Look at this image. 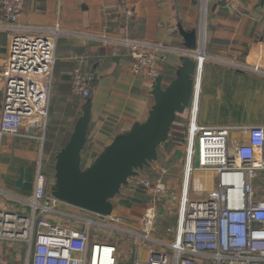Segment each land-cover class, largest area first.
Masks as SVG:
<instances>
[{
  "label": "crops",
  "instance_id": "1",
  "mask_svg": "<svg viewBox=\"0 0 264 264\" xmlns=\"http://www.w3.org/2000/svg\"><path fill=\"white\" fill-rule=\"evenodd\" d=\"M203 5L204 0H25L16 23L17 31L37 33L54 27L61 30L56 43L46 131L47 139L52 143L46 148L48 159L68 140L86 100L72 92L74 70L79 68L91 77L90 120L81 152L87 167L117 135L132 124L143 122L153 104L149 80L134 73L127 48L116 40L126 37L171 48L161 63L163 82L168 83L166 78L175 77L182 64L181 58L188 51L178 32L179 25L186 31H197L198 46L203 45L208 55L197 76V122L204 126L264 125V77L229 65L250 64L264 68V0H208L202 16ZM11 37L12 31L6 28L0 0V109L2 67ZM179 118L173 124L185 126L188 117ZM40 134L39 130L31 133L23 127L18 135L0 136L1 210L22 215L31 213L26 201L33 196L40 169L39 158L46 147V138L41 141ZM175 146L174 157L179 162L182 176L183 153ZM20 169L22 182L17 185ZM46 175L49 177V173ZM146 178L169 181L179 197L182 178L173 183L165 169L153 178ZM121 200H129L130 205H123ZM149 201L145 189L134 187L123 197L113 200V213L123 218L126 229L139 232ZM166 202L159 199L156 203V237H163L164 229L175 225L176 211L169 214L164 209ZM177 206L178 202L174 205L175 210ZM62 208L73 215H87L72 206ZM66 220L62 223H67ZM76 226L83 228L84 225L77 223ZM99 235L93 234V237L106 239ZM110 240L116 244L114 239ZM26 248L23 242L0 240V264H26ZM143 254L145 256L144 251Z\"/></svg>",
  "mask_w": 264,
  "mask_h": 264
},
{
  "label": "built area",
  "instance_id": "2",
  "mask_svg": "<svg viewBox=\"0 0 264 264\" xmlns=\"http://www.w3.org/2000/svg\"><path fill=\"white\" fill-rule=\"evenodd\" d=\"M207 1L204 0L203 15ZM24 3L25 0H1L3 18L12 37L2 67L0 136L18 135L21 121L27 120L31 125L40 124L36 130L41 131L39 138L43 141L61 30L54 27L37 33L17 31ZM116 42L127 48L134 73L151 85L172 50L126 37ZM186 55L201 64L208 59L203 45L195 52L186 51ZM229 65L264 77L260 65ZM200 70L198 67L194 78V95L183 113L188 121L185 126L175 125L182 128L181 141L176 144L183 153L179 197L169 181L134 177H139L135 186L142 185L150 197L141 231L126 229L123 218L115 213L99 216L78 208L88 216L66 212L62 207L70 205L51 194L54 178L39 169L33 196L26 201L31 213L0 209V240L25 243L26 264H117L116 244L93 237L94 228L99 226L130 235L137 245L146 244L144 264H264V199L257 200L254 194V181L264 172V125H200L196 120ZM90 81V76L75 69L71 75L72 92L87 98ZM159 199L167 200L164 209L169 214L176 211L175 225L167 226L163 237L154 236L158 231ZM50 217L72 223L55 222ZM77 223H83V228H78Z\"/></svg>",
  "mask_w": 264,
  "mask_h": 264
},
{
  "label": "water",
  "instance_id": "3",
  "mask_svg": "<svg viewBox=\"0 0 264 264\" xmlns=\"http://www.w3.org/2000/svg\"><path fill=\"white\" fill-rule=\"evenodd\" d=\"M178 32L188 51L197 49L199 36L196 30L186 31L180 25ZM176 75L168 83L158 74L149 90L153 104L143 122L134 123L117 135L87 167H82L81 152L86 143L90 120L89 96L82 105L80 116L66 143L56 152L54 183L51 194L62 203L99 216L115 211L113 200L129 179L139 175L157 159L160 145L169 146L170 129L177 115L189 107L194 95V78L202 64L192 56L184 55ZM90 94V91H89ZM39 123L27 125L33 133ZM22 182V169L17 185Z\"/></svg>",
  "mask_w": 264,
  "mask_h": 264
},
{
  "label": "rangeland",
  "instance_id": "4",
  "mask_svg": "<svg viewBox=\"0 0 264 264\" xmlns=\"http://www.w3.org/2000/svg\"><path fill=\"white\" fill-rule=\"evenodd\" d=\"M179 117H181V119H185L186 115L179 114V116H176L175 121H179L180 119ZM174 125H177V124H174ZM43 138L44 139L46 138V144H45L46 147L44 149L45 151L41 153V156L39 158V167L44 174L49 173V178H54L55 154L59 149H55V151L51 155H49V159H48V156H46V154L48 153L46 148H48V146H52V143L48 141L46 132ZM175 150H176V146L173 143L169 144L168 147H164L163 145H160L157 150V159L151 162L147 168H143L142 170L139 171L140 178L142 177L153 178V175H156L162 169H165L166 175H168L169 178H171L170 180H172L173 183H175L174 181H179L178 178L181 179L182 176L180 175L181 170H180L179 162L174 157ZM42 151H43V148H42ZM81 159H82L81 166L86 167L85 158L82 156ZM49 162H51V165H49ZM137 179H139V177L130 178L128 185L124 186L121 189L119 196L123 197V195L127 191H132ZM254 194L257 200L264 199V172H262L254 181ZM53 218L56 222L62 223L63 219L59 217H52V219ZM66 222L71 224V222H69L68 220H66ZM93 232L94 234H100L99 236H102L106 239L115 240L116 245H117V255H116L117 264H134L135 258L139 263L144 264L146 262V257L143 256L144 255L143 251H144L146 244H144L143 242H139L137 246L136 239L134 237L129 236L127 234L114 232L111 229L101 228L99 226H96ZM137 254L139 257L137 256Z\"/></svg>",
  "mask_w": 264,
  "mask_h": 264
},
{
  "label": "trees",
  "instance_id": "5",
  "mask_svg": "<svg viewBox=\"0 0 264 264\" xmlns=\"http://www.w3.org/2000/svg\"><path fill=\"white\" fill-rule=\"evenodd\" d=\"M171 79H173V78H171V77L170 78H166L167 81H170ZM181 129L182 128H180V127L175 126L174 124H172L171 129H170V140H169V144L173 143L174 145H176L178 142L181 141V136H182L181 133H180V130ZM177 155H179V153H177ZM135 188H136V190H142V189L144 190V187L142 185H136ZM119 195L117 197H119ZM129 200H121L120 202L123 205H130Z\"/></svg>",
  "mask_w": 264,
  "mask_h": 264
},
{
  "label": "bare ground",
  "instance_id": "6",
  "mask_svg": "<svg viewBox=\"0 0 264 264\" xmlns=\"http://www.w3.org/2000/svg\"><path fill=\"white\" fill-rule=\"evenodd\" d=\"M201 49H202V47H201ZM201 51H203V50H201Z\"/></svg>",
  "mask_w": 264,
  "mask_h": 264
}]
</instances>
